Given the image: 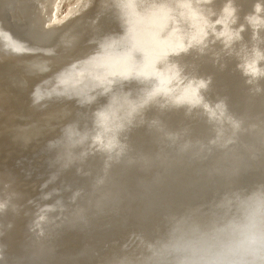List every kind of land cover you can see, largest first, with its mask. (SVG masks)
<instances>
[{
    "label": "bare ground",
    "instance_id": "1",
    "mask_svg": "<svg viewBox=\"0 0 264 264\" xmlns=\"http://www.w3.org/2000/svg\"><path fill=\"white\" fill-rule=\"evenodd\" d=\"M60 2L0 0V264H160L177 223L264 205L236 184L264 178V0ZM232 61L236 102L214 78Z\"/></svg>",
    "mask_w": 264,
    "mask_h": 264
},
{
    "label": "clouds",
    "instance_id": "2",
    "mask_svg": "<svg viewBox=\"0 0 264 264\" xmlns=\"http://www.w3.org/2000/svg\"><path fill=\"white\" fill-rule=\"evenodd\" d=\"M155 255L160 264H264V205L210 228L179 222Z\"/></svg>",
    "mask_w": 264,
    "mask_h": 264
},
{
    "label": "water",
    "instance_id": "3",
    "mask_svg": "<svg viewBox=\"0 0 264 264\" xmlns=\"http://www.w3.org/2000/svg\"><path fill=\"white\" fill-rule=\"evenodd\" d=\"M2 20L5 23L9 24L10 20H9V18L7 16L3 17ZM225 70L226 71H224L223 73L222 72L221 73L216 72L217 75H219V76H214V78L217 79L218 77H220V80L226 85V87H227L226 88L227 89V96H228L229 100H232L233 102H236V100L241 101L243 92H245V90H246V85H245V82H244V76H242L240 71L238 69H236V67L233 65V61L230 62L229 68H226ZM210 97H212V99H214L216 96L213 93H211ZM153 116H156V115L154 114V115H152V117ZM160 116L161 115L159 114V117ZM150 117H151V114H150ZM161 119H162V121H165L163 118H161ZM141 129L142 128L138 129L140 131L137 132V137L141 140V143L146 141V143L143 144V150L148 152L149 149L151 148V149H154V151H156V146L150 144L151 143L150 135H148V132H146V128H143L142 130ZM202 129H203L202 125L200 126L199 129L193 127V130H192L191 134L193 136H196L197 133H202L203 134V130ZM152 146H154V148ZM260 183H264L263 176L253 175V176L248 177L247 179L242 178L236 184H237L238 187H240V190H241L242 193L249 194L255 188H257L256 185H258ZM262 187L264 188L263 184H262ZM228 188H230V187H228ZM228 188H226V189H228ZM219 195H221V194H218V192H215L213 194L214 197H217ZM209 197L210 196H208V197L207 196H202L197 204L205 203V201L207 202L209 200L208 199ZM219 198H220V196H219ZM180 201H181V199H180L179 196L176 197L175 195H173L171 193V195L168 196V198L165 200V202L161 203L162 206H160V209L165 208L168 205H171V207H174L175 206L174 203H179ZM193 206H195V205H187V208H188L187 212H186L185 215L181 216V218H183V219L185 218L188 222H190L191 220L202 221V219H206L205 217H207V215L206 214L205 215L202 214L203 212H200L199 210H197L196 207L193 208ZM128 243H129V241L126 244H128ZM116 251H117L116 254H107L106 256H104L101 259L100 263L99 262H95L94 264H131V262H124V260L129 261V258H132V256H133L131 252H128L127 248H122V249H119V250H116Z\"/></svg>",
    "mask_w": 264,
    "mask_h": 264
},
{
    "label": "rangeland",
    "instance_id": "4",
    "mask_svg": "<svg viewBox=\"0 0 264 264\" xmlns=\"http://www.w3.org/2000/svg\"><path fill=\"white\" fill-rule=\"evenodd\" d=\"M77 0H61L59 6L57 7V11L55 12L56 17H62L65 15V12L69 10L71 6L76 3Z\"/></svg>",
    "mask_w": 264,
    "mask_h": 264
}]
</instances>
